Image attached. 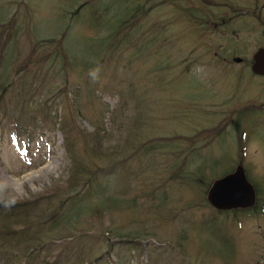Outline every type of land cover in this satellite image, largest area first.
Here are the masks:
<instances>
[{
	"label": "rangeland",
	"instance_id": "1",
	"mask_svg": "<svg viewBox=\"0 0 264 264\" xmlns=\"http://www.w3.org/2000/svg\"><path fill=\"white\" fill-rule=\"evenodd\" d=\"M78 1L0 0V17L7 14V10L2 5H8L9 12L16 9L13 3L21 4V7L28 5L32 16L29 32L41 36L43 39L56 37L67 26H70L65 42V54L66 60L75 63L72 67L68 64L64 69L59 70L60 76L57 85L64 87L67 84V91H72V86L77 83V77H79L81 81L80 102L86 98L87 90L105 96L106 104L112 107L115 100L111 96L116 94L119 88L126 93V78L139 83L137 92L139 95L147 94L152 102L155 117L154 123H147L143 127L141 136L147 138L145 146H148L150 140L155 142L160 137L171 138L173 136L172 129L178 128L177 125L190 128L199 127L200 122L211 123L206 120L207 118L202 117V115H207L205 105L209 103H211V111L221 110L224 112L243 107L247 109V106L252 105L258 107L264 105V78L252 76L250 71L253 53L257 48L264 45V0H206L210 6H207L202 0H192L193 9L213 11L217 16L213 23V27L217 30L211 26L209 32L204 31L203 28H199L197 31L198 34L205 36L202 40L195 36L197 34L191 26L189 18L181 17V19L178 13V15L176 13L172 15L173 7H160L159 3L163 0H150L149 6L152 7V11L146 21V27H144V36L155 32L154 28H158L161 24L166 27L172 25L174 43L171 39H167V43L171 42V47L178 51L177 60L184 59L187 55H189L190 60L196 59L193 66L188 65L182 69V71L190 69L187 74L193 77H178L180 76L178 74L180 68H176L174 74L170 75L171 80L165 82L164 85L158 83L160 76L154 71L158 62L157 57L154 56L155 49H151L148 54L149 58L142 57L138 63L137 60L131 63L126 61L133 53L129 50L117 55L115 58L117 62L112 61L116 62L115 66L109 65L110 69L108 63L96 65L97 58L106 55L100 46V40L94 39V33L85 26L89 14L77 19L76 27L69 21L71 19L70 13L76 8L72 6ZM174 3L178 9H187V0H176ZM216 18L217 20L229 18L234 22H231L228 28L222 29L224 26H217ZM2 30L4 29L0 28V31ZM19 39L18 52H28L32 45L29 43L30 37L21 35ZM38 45L44 48L38 53L46 55V60L52 64L50 59L53 56V50L43 41H40ZM23 57L25 55L20 56L21 59ZM234 57H239L243 61L237 63L234 61ZM133 63L136 65L133 66ZM130 64L133 66V70H131ZM138 66L142 68V74L137 72ZM127 71L129 73L125 77ZM33 72L38 75L37 83L39 85L42 83L45 88L49 86L50 82L41 80V78L50 77L53 70H47L45 67L41 71L34 69ZM93 73H95L94 76ZM114 74L122 77L120 79H123L122 83H119L120 80L113 83L108 79V77L114 78ZM142 84L146 85V88H143ZM41 94L43 95V92L39 90L35 98H40ZM33 96L32 94L28 100ZM11 103L13 106L15 104L22 105L15 100H12ZM82 109L85 116L92 114L90 106L84 105ZM259 111L261 113L258 116H248L247 121L243 124L246 145L242 147L239 153H237L236 143L231 139L236 138V132L233 129L226 130L223 137L216 140L217 153L222 158L216 169L218 176H222L232 170L236 164L240 165L244 169L249 183L256 190L259 201L264 205V108ZM75 122L87 131H92L87 122L83 120ZM108 135L109 138L105 147H108L111 161L119 164L120 172L126 167L136 168L137 163L142 164L143 168H148L144 174L135 172L130 176L131 195L148 196L142 200L148 204L154 201L153 196H157L163 191L167 192L168 195L163 201L171 202L169 207L176 213V217L172 219L170 224H159L158 219H155L158 217L152 213L142 217L143 221L150 217L154 218L151 231L153 233L157 231L158 234L155 235V239L148 235L140 239L136 251L131 250L129 246L119 249L120 241H130L131 238L108 237L110 239L108 247L109 244L118 243L115 247L113 246V253L112 251L110 253L113 257L117 258L119 255L126 254L133 257L136 264H140V262L147 264L148 256L156 264H264V210L248 218L246 217L251 214H246L234 223H231L229 218L227 233L218 239L207 233L198 232L197 237L196 234H191L189 241H178L180 235L188 230L185 222L197 221V224H200L203 219L213 216L212 210L207 205L197 210L190 209L194 203L192 195L186 191L194 188V186H190L193 184L190 173L182 178V185L179 187L180 196H184V198L179 197L177 200L174 196L177 192L176 187L156 177V174L164 171L175 172L184 159L171 155V150L155 151L156 154L154 155V152L152 157L145 147L147 156L137 155L135 160L130 159V145L133 136L120 131H109ZM41 139L32 141L30 144L24 142L22 148L20 144L18 147L11 145L8 137L0 144V182L9 187L18 200L31 199L45 192L50 186L52 188L54 182L59 178L63 180L65 177L63 150L61 148L64 137L57 132L54 140L48 141L49 143L46 142L45 138ZM161 147L166 146H160L159 149ZM212 149L209 148L207 152L202 153V157L211 158ZM224 152L234 155L231 156L234 157V160H236L237 155L244 154L245 160L226 161L223 157ZM29 156H32V159ZM202 157L196 156L190 160L200 162L204 160ZM29 161L33 162L32 166H28ZM41 161L42 163H40ZM108 163L106 157L105 162L97 161L95 163L102 175L108 174L110 169ZM40 164L41 166H39ZM195 166L196 164L189 166V170L193 171ZM205 173L206 179L203 178L200 182L201 186L196 188L201 193L208 181L213 178L209 167H206ZM104 194L103 191L102 196L106 197ZM181 204H183L185 211L180 206ZM186 207L188 208L187 211ZM229 215L233 217L232 214ZM128 221L127 215L118 213L108 219V227L112 231L117 228L124 234L142 230L139 224H128ZM65 234L67 231L63 233V235ZM223 238H226V244L221 241ZM219 242L224 246L220 245ZM145 248H148L146 257L144 255ZM156 249L165 250L157 252ZM118 251L120 253H116ZM48 254L49 252L45 251L42 256L34 258L29 264H43V257L48 256ZM52 261L46 260L48 263ZM60 263H65L64 257L61 258Z\"/></svg>",
	"mask_w": 264,
	"mask_h": 264
},
{
	"label": "trees",
	"instance_id": "2",
	"mask_svg": "<svg viewBox=\"0 0 264 264\" xmlns=\"http://www.w3.org/2000/svg\"><path fill=\"white\" fill-rule=\"evenodd\" d=\"M89 8L88 26L92 32L94 30L103 32L107 39L100 40V46L104 49V55L108 54V65L115 64L111 62V56L116 53H122L129 45L141 48L142 45L137 44L140 30L144 28L146 17L147 0H89L82 3L76 13L74 22L80 18L87 10H81L86 4ZM83 11L79 14L78 11ZM13 21L6 22L0 26L6 29L13 30ZM25 35L30 37L29 43H32L31 49L26 53L25 58L21 59L22 52H18L17 45L20 42V36ZM160 37L162 32L159 33ZM67 31L58 39H41L39 36L31 33L20 31L7 32L0 31V141L8 132L6 130L13 129L16 133L27 135L30 138L40 137L55 130L57 127L69 136V124L64 121L63 117L66 111L70 115L77 118H82L80 110L77 108L80 100V87L73 84L72 91L68 90V85L64 87L56 86L59 78V70L64 69L68 64L74 66L75 62L66 61V48L64 45L65 38L67 39ZM47 43L53 50L54 55L48 63L46 55L38 53L44 49L38 45L40 41ZM60 56H62L60 58ZM160 72L165 75L170 67L171 54L166 49H161ZM106 58V56H105ZM53 70V74L41 80H48L51 85L49 96L30 99L33 92L37 91L36 80L38 75L33 72L34 69ZM60 68V69H57ZM73 69V68H72ZM20 70H22L20 72ZM114 81H119L117 74H114ZM120 83V82H119ZM15 86L19 89L15 91ZM104 96L100 93H88L86 103L94 108L96 121L92 123L95 132L92 134H84V130L79 133L84 140L90 141L95 146L93 152L108 155V147L105 143L108 141L110 131H120L133 136L132 144L130 145V153L140 154L142 151L141 142H146V137L141 136V126L143 125L144 112L142 108L133 101V97L129 93L119 88L116 94L111 96L115 100V104L110 107L104 101ZM15 100L22 105H12L11 101ZM13 107V108H12ZM61 108L64 110L61 114ZM18 140L21 136L14 135ZM74 140H82L79 136L73 135ZM144 139V140H143ZM85 142V141H84ZM186 145H194L193 139H187ZM144 147V146H143ZM154 149V147H151ZM201 148V147H200ZM198 148L197 150H199ZM169 147H161L160 150H168ZM67 150V149H66ZM73 157L67 164V180L68 190L75 192L76 183L82 182L83 164L81 157L76 154L73 149ZM176 156L184 153L183 146H176ZM191 156L195 154L196 149L190 148ZM147 153V152H146ZM172 155V153H171ZM67 159V158H66ZM189 157L184 159L177 170L169 176L168 180H181L191 174L195 185L200 186V182L204 177V171L207 167L205 162L196 164L193 171L189 170ZM111 160L108 158V161ZM209 161V160H208ZM68 162V160H67ZM213 164H217L214 161ZM114 173H119L120 169L114 165ZM91 180L86 181L83 186L90 184ZM125 189H119L112 194V209L108 211L106 202L101 199L90 200L88 194L76 193L74 195L63 192L62 195L67 197L66 203H61L58 196L48 195L36 197L29 201H17L10 189L0 184V264H29L33 255H42L45 251V244H50L52 248L47 251L53 257V261L48 263L43 260V264H60L62 252L57 245H54L52 239L47 236L51 233L54 235L56 230L63 229L64 226L71 224L73 216L84 215L87 221L99 220L101 231H108L112 236H126L132 239L140 235V231L131 234L121 233L119 229L112 231L110 228L103 227V218L107 220L114 217L115 214H130L132 216L139 215L145 208L142 202H139L136 197L127 199ZM91 193V195H93ZM106 200V199H105ZM132 200V201H131ZM57 201V205L54 203ZM73 209V216L64 205ZM206 202L203 199L196 200L195 206L202 208ZM134 208V209H133ZM257 208V206L255 207ZM251 210H237L230 213L233 214L232 221L239 220L241 216L250 214ZM114 212V213H111ZM145 212V209H144ZM223 214L228 212H216L210 218H205L200 224H194L192 228L199 233H207L211 237L218 239L227 233V217L224 219ZM131 224H136L137 220L131 216H127ZM107 233V232H106ZM225 244L226 238H223ZM107 242V241H105ZM220 245L224 246L221 242ZM81 254L75 255L73 246L68 250L66 261L64 264H105L101 260L92 261L89 256L80 258ZM108 260V257H106ZM118 264H135L130 259L121 260Z\"/></svg>",
	"mask_w": 264,
	"mask_h": 264
},
{
	"label": "water",
	"instance_id": "3",
	"mask_svg": "<svg viewBox=\"0 0 264 264\" xmlns=\"http://www.w3.org/2000/svg\"><path fill=\"white\" fill-rule=\"evenodd\" d=\"M254 73L264 74V49L254 56ZM207 199L217 210L248 208L254 204L255 194L241 167L226 177L214 182Z\"/></svg>",
	"mask_w": 264,
	"mask_h": 264
},
{
	"label": "clouds",
	"instance_id": "4",
	"mask_svg": "<svg viewBox=\"0 0 264 264\" xmlns=\"http://www.w3.org/2000/svg\"><path fill=\"white\" fill-rule=\"evenodd\" d=\"M95 75V73H93V76Z\"/></svg>",
	"mask_w": 264,
	"mask_h": 264
}]
</instances>
